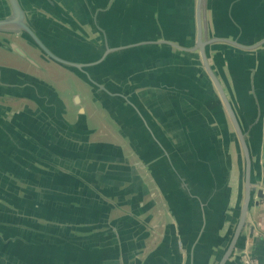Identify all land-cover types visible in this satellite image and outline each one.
<instances>
[{"label":"water","instance_id":"95a60500","mask_svg":"<svg viewBox=\"0 0 264 264\" xmlns=\"http://www.w3.org/2000/svg\"><path fill=\"white\" fill-rule=\"evenodd\" d=\"M114 1L106 25L101 11L91 12L101 33L96 41L85 33L86 11L91 10L87 5L76 6L74 0H0V96L25 97L62 130L79 131L65 117L63 93L51 81L2 60L7 51L4 54L40 67L26 47L8 36L16 35L76 75L116 119L121 112L120 120L130 127L121 132L150 170L173 218L171 227L184 242L185 257L176 264H248L244 249L249 216L264 198V0H190L187 8L180 0H141L139 6L137 0H125L127 5L119 7ZM108 30L136 35L113 39ZM139 36L142 39L134 42ZM150 45L172 49L179 55L175 62L191 72L199 67L198 93L214 96L221 129H204L201 121L183 115L182 129H165L141 105L137 85L125 91L102 80V65L113 55ZM179 79L171 76L174 83L166 87L192 94L190 84ZM211 100H206L208 108ZM73 101L79 105L78 120H86L80 91ZM1 243L0 264H28L6 255ZM157 253L151 251L143 264Z\"/></svg>","mask_w":264,"mask_h":264},{"label":"crops","instance_id":"0c3cea01","mask_svg":"<svg viewBox=\"0 0 264 264\" xmlns=\"http://www.w3.org/2000/svg\"><path fill=\"white\" fill-rule=\"evenodd\" d=\"M74 1L76 6L91 7L86 8L85 33L99 41L101 33L91 12L101 11L106 25L110 0ZM180 2L187 8L190 0ZM114 5L127 3L115 0ZM108 31L113 39L136 35ZM134 37V42L142 39ZM28 50L40 67L26 62L23 69L41 79L49 80L46 74H50L64 82L58 86L51 81L63 93L65 117L79 131L62 130L65 128L25 97L0 96L2 250L28 264H143L157 249L155 257L145 264H176L184 259V242L178 229L171 227L168 206L150 170L121 132L130 129L120 120L121 112L116 119L76 75L48 61L38 50L30 46ZM177 58L175 51L162 45L129 48L102 65V80L125 91L129 85H137L141 105L165 129H182V115L201 121L204 129H221L214 96L198 93L202 86L197 83L199 67L195 65L191 72L185 64L175 62ZM175 75L190 84L192 94L175 93L166 87ZM76 90L81 92L86 120H78L79 105L73 101ZM211 97L213 105L208 108L206 100ZM262 161L264 165V142ZM260 185L264 188V172ZM249 223L244 260L264 264V198L252 209ZM252 226L254 232L250 233Z\"/></svg>","mask_w":264,"mask_h":264},{"label":"rangeland","instance_id":"374dc122","mask_svg":"<svg viewBox=\"0 0 264 264\" xmlns=\"http://www.w3.org/2000/svg\"><path fill=\"white\" fill-rule=\"evenodd\" d=\"M3 52V51H2ZM7 51H4V53H6ZM3 53V55L5 56H3L2 57V60H4V61H8V62H10V63H12V64H15V65H19V66H22V67H24V66H26V61L25 60H23V59H21V58H19V57H17L16 55H14V54H4ZM46 77L47 78H49V80L50 81H53L56 85H58V86H61V85H63L64 84V82H62V80L61 81H57L58 80V78H56L54 75H50V74H46ZM60 79V78H59Z\"/></svg>","mask_w":264,"mask_h":264},{"label":"flooded vegetation","instance_id":"af4514ba","mask_svg":"<svg viewBox=\"0 0 264 264\" xmlns=\"http://www.w3.org/2000/svg\"><path fill=\"white\" fill-rule=\"evenodd\" d=\"M12 40L16 41L17 43L23 45L24 47H26L28 49V46L24 44V41L20 40L19 37H17L16 35H8ZM10 55V54H9ZM11 56V55H10ZM10 63V62H7Z\"/></svg>","mask_w":264,"mask_h":264},{"label":"built area","instance_id":"2783aa9c","mask_svg":"<svg viewBox=\"0 0 264 264\" xmlns=\"http://www.w3.org/2000/svg\"><path fill=\"white\" fill-rule=\"evenodd\" d=\"M248 264H250V261L248 262Z\"/></svg>","mask_w":264,"mask_h":264}]
</instances>
